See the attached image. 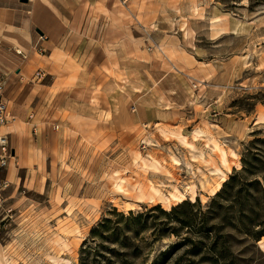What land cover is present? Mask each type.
Returning <instances> with one entry per match:
<instances>
[{
	"label": "rangeland",
	"instance_id": "374dc122",
	"mask_svg": "<svg viewBox=\"0 0 264 264\" xmlns=\"http://www.w3.org/2000/svg\"><path fill=\"white\" fill-rule=\"evenodd\" d=\"M116 9L120 29L97 25L100 46L112 47L99 82L52 106L49 167L0 186V264H124L110 248L125 249L105 239L95 254L91 230L116 213L169 210L175 187L194 226L172 221L175 233L154 239L149 223L126 264H151L173 244L162 264H264V211L250 186L264 188V0H117ZM216 166L238 172L220 197Z\"/></svg>",
	"mask_w": 264,
	"mask_h": 264
},
{
	"label": "crops",
	"instance_id": "0c3cea01",
	"mask_svg": "<svg viewBox=\"0 0 264 264\" xmlns=\"http://www.w3.org/2000/svg\"><path fill=\"white\" fill-rule=\"evenodd\" d=\"M116 1L0 0V83L9 113L0 132L11 151L0 173L7 183L23 184L20 170L49 167L44 137L52 106L59 98L79 102L81 90L99 82L112 47L100 46L97 25L102 19L121 28Z\"/></svg>",
	"mask_w": 264,
	"mask_h": 264
},
{
	"label": "trees",
	"instance_id": "16d2710c",
	"mask_svg": "<svg viewBox=\"0 0 264 264\" xmlns=\"http://www.w3.org/2000/svg\"><path fill=\"white\" fill-rule=\"evenodd\" d=\"M237 174L238 172H235L228 178V180L224 182L221 189L215 194L217 197H220L225 187L235 179V175ZM250 186L256 188L257 197L255 198V203L257 209H260V211H264L263 184L260 182V180L255 179L253 182H251ZM184 208H187L188 212L183 216L184 218L179 217L181 209ZM192 208V204L182 201L181 203H178L171 207L169 210H157L153 208L137 213L130 211L128 215H124L123 213H116L115 218H105L91 230V236L93 239L97 238V235H99L98 237L101 238V241L97 243L93 250L95 251V254H97L96 252H98V248L104 245L103 239H105L104 241L111 242L125 249H122L123 252H121V250L118 251L114 248H110L115 251V253L113 254L115 258L118 256H123L122 261L124 264H126L127 261L130 263H134L135 259L139 257V253H141L142 247L140 245H135L133 247L131 241L136 240L137 235L146 230L149 226V223L152 226V235L154 239L162 238V236L166 234L175 233L176 229L174 228V226H172V224H170L172 221L179 223L180 228H186L188 232V229L193 225V222L191 220L193 216H191L192 213H190ZM160 215H164L169 220L164 222L161 221V223H159L158 221L160 220ZM257 215L259 214L257 213ZM259 216L260 220L256 221L257 225L261 226V223H264V214H260ZM197 225V228L199 230H202L204 228V220H201L200 224ZM105 228H107L108 233L104 236L102 233L104 232ZM262 234H264V228L257 231V236ZM182 241L184 242L183 244H185L188 241V238L185 237ZM173 246L174 244L169 245L164 250H161L159 255L152 261L151 264H162V261L167 258V255L177 245H175L174 247ZM113 264H117V262L115 261L113 262Z\"/></svg>",
	"mask_w": 264,
	"mask_h": 264
},
{
	"label": "bare ground",
	"instance_id": "6f19581e",
	"mask_svg": "<svg viewBox=\"0 0 264 264\" xmlns=\"http://www.w3.org/2000/svg\"><path fill=\"white\" fill-rule=\"evenodd\" d=\"M207 143L219 152L221 162L224 165L228 164L229 158H228L227 150L225 148H223L215 139L208 138ZM228 167H230V166H228ZM213 169L218 175H220V180L211 189V194L215 195L221 189L223 182H225L228 179V176L220 167L216 166ZM185 199H186V194H184L182 191H180L178 189V187H175L174 190L170 192V196L166 197V202L168 203L170 200H173V204L176 205V204L184 201ZM169 206L170 205L168 203V206H166L165 209L168 210Z\"/></svg>",
	"mask_w": 264,
	"mask_h": 264
},
{
	"label": "built area",
	"instance_id": "2783aa9c",
	"mask_svg": "<svg viewBox=\"0 0 264 264\" xmlns=\"http://www.w3.org/2000/svg\"><path fill=\"white\" fill-rule=\"evenodd\" d=\"M3 86L4 84L0 83V131L9 120L7 103L3 99ZM57 127L58 126H55V128ZM9 158H11V151L7 139V134H3L0 132V168H3L7 165ZM7 184L8 183L5 179H0V186Z\"/></svg>",
	"mask_w": 264,
	"mask_h": 264
},
{
	"label": "water",
	"instance_id": "95a60500",
	"mask_svg": "<svg viewBox=\"0 0 264 264\" xmlns=\"http://www.w3.org/2000/svg\"><path fill=\"white\" fill-rule=\"evenodd\" d=\"M25 1V0H24Z\"/></svg>",
	"mask_w": 264,
	"mask_h": 264
}]
</instances>
